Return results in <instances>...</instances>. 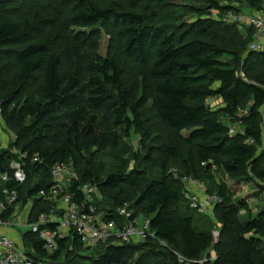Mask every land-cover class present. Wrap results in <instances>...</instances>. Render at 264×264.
Listing matches in <instances>:
<instances>
[{
  "label": "trees",
  "instance_id": "obj_1",
  "mask_svg": "<svg viewBox=\"0 0 264 264\" xmlns=\"http://www.w3.org/2000/svg\"><path fill=\"white\" fill-rule=\"evenodd\" d=\"M109 1L62 0L60 9L51 5L52 17L41 19L38 29L41 37L49 30L50 39L22 49L7 46L25 42L29 29L21 28L11 18H2L7 6L0 5V55L14 57L20 69L18 81L8 86L6 65L0 66V115L16 131L11 146L17 145L20 152L29 155L24 159V183L14 178L0 181V193L6 188L19 193L5 217L14 213L18 203L25 206L29 201V222L36 221L43 212L49 213L53 203L40 193L49 191L52 185L53 166L72 161L79 178L68 189L75 200H83L84 184H96L99 200H95V206L103 212L105 191L118 190L124 197L112 198L104 220L114 219L122 227L127 219L117 209L130 203L136 216H149L152 235L138 244L110 242L89 247L71 233L58 238V248L51 252L38 233L27 230L23 243L36 264H88L87 256L81 253L87 248L102 250L93 260L95 264H186L180 256L200 264L197 259L210 250L213 258L203 264H264V208L254 214L248 201L233 200L242 187L264 192V150L258 153L264 145V72L252 73L256 65L264 68V49L250 50L248 46L255 29L244 27L246 41H239L238 25L207 15L209 8L220 7L225 0H182L184 4L172 12H191L198 17L186 22L178 42L171 28H179V18L173 17L169 27L158 24L154 13L146 18L141 13L102 6ZM130 1L133 7L137 5L138 0ZM155 1L158 5L165 3ZM238 1L247 3L251 10L264 7V0ZM192 2H203L206 7L199 8ZM102 30L112 35L124 55L144 69V99H137L134 90L126 85L118 61L98 53ZM220 31L231 32L226 39L235 36L236 49L205 39ZM244 49L248 54L243 76L240 71ZM64 56L65 62L76 69L61 76ZM37 71L43 75L39 83L42 99L29 98L20 105L19 93L37 81L33 80ZM214 97L222 99V108L209 107L207 100ZM150 100L156 117L171 134L160 147L162 168L166 170L176 163L179 177L171 172L144 184L146 172L134 167L127 175H112L100 182L85 151L91 145L102 149L119 146L121 135L115 130L120 128H125L126 136L137 131L145 139L150 138L142 112ZM229 123L240 124L242 130L231 133ZM11 146L0 149V173L12 176L10 163L19 159V153ZM34 155L41 160L34 162ZM146 159L150 162L154 158ZM220 173L226 180L217 184L215 177ZM183 176L202 181L209 193L221 198L213 209L220 224L217 229L201 227L209 215L190 206L183 192ZM125 185H144L134 202L129 201L131 195ZM242 210L247 212L246 218ZM47 226L55 228L56 223ZM215 230L219 231L216 240Z\"/></svg>",
  "mask_w": 264,
  "mask_h": 264
},
{
  "label": "rangeland",
  "instance_id": "obj_2",
  "mask_svg": "<svg viewBox=\"0 0 264 264\" xmlns=\"http://www.w3.org/2000/svg\"><path fill=\"white\" fill-rule=\"evenodd\" d=\"M163 5H158L155 0H138L136 6H132V2L130 0H111L102 4V6H113L119 10H129L135 13H141L145 15V17H152L154 13L155 21L158 24L168 25L172 27V18H179V28L173 26L171 31L176 33L177 41L179 42L182 39V35L185 31L186 22H190L196 19L198 14H193L191 12L188 13H180L174 14V7L178 5L184 4L182 0H165ZM236 5H241L243 8H249V5L245 2H240L238 0L234 1ZM195 6L199 8H205L206 4L203 2H192ZM62 0H0V5L7 6V9L1 13L2 18H11L12 20L16 21L21 28H27L28 34L26 37L25 42H19L18 44H13L7 46V48H14V49H22L26 46L31 44L49 40V30H47L46 34L41 37V33L38 34V29H40L41 19L51 18V5L54 6L55 9L62 8L61 5ZM65 10H68L65 9ZM178 30H177V29ZM239 41H246V30L244 27H238ZM39 35V37H38ZM231 32H217L216 35L213 37L212 35L205 37V39L209 41H214L217 44L225 45L229 47V49H236L235 45V36H232L231 39H226L227 37L231 36ZM249 46V45H248ZM0 48H3V44H0ZM5 48V47H4ZM264 49V46H263ZM245 52L243 53V62L240 73L244 76L245 72L243 70L244 65L246 66V56L248 54V50L244 49ZM98 53L104 57L113 58L118 61L120 66L123 68L124 71V79L126 85L134 90L136 93L137 99H144L146 95V88H145V81H144V69L140 65H138L132 58L124 55L120 48H118L117 44L115 43L114 38L112 35L108 34L107 31L102 30V34L100 37V48ZM63 63L60 75H66L67 73H71L75 71L76 66L70 65L69 63L65 62L66 56L63 57ZM245 58V59H244ZM6 65L5 75L8 86H12L18 81L20 76V69L17 65V61L14 57L9 56H1L0 55V66ZM264 72V68L260 65H256L252 71V73L258 74ZM42 74L40 72H36L34 81L30 86L24 87L19 93L18 101L20 105L24 104V102L28 101L29 98H33L35 100L42 99L39 83L42 81ZM32 82V81H31ZM7 86V87H8ZM148 100L147 98H145ZM152 101H148V103L142 108L143 118L146 119V126L149 128L150 138L145 139V136L141 132L132 131L130 136H126L124 133L125 128L116 129L115 133L121 135V141L119 146L117 147H106V148H98L95 145L89 146V148L85 151V156L87 159L91 160L94 166V169L98 175V179L100 182H104L108 177L112 175L119 176L121 174L127 175L131 169L137 167L141 171L146 172V181H151L154 178H159L162 176H166L171 174V172H178L180 168L176 163L172 164L165 170L162 168V163L164 158L160 153V147L163 146L168 136L171 135L169 129L164 125L155 115V111L152 107ZM207 103L210 108L213 110H218L224 106V103L220 97H214L207 100ZM249 109V103L245 109L247 112ZM102 116V114H100ZM225 123H228L227 119L223 118ZM230 126L237 125V131H241L240 124L236 123H229ZM188 132V131H186ZM233 134L236 132H232ZM16 137V131L14 128L9 126L0 115V149L3 148H10L12 141ZM24 142H21V144ZM12 150L16 153H20L19 146H11ZM187 150V147L182 146V149ZM264 150V145L259 147L258 153ZM152 157L153 160L149 162L147 157ZM217 169V168H216ZM174 176V175H173ZM226 180V176L223 173L218 174L215 177V181L218 183H222ZM264 184V182H263ZM144 185L138 188H132L129 185H125L124 188L129 191L131 195V199L129 201L134 202V199L140 195L142 188ZM114 196H120L118 190L114 189H107L105 191V197L102 200L103 208V215L107 212L105 209L107 207L112 206V198ZM124 196H120L123 198ZM19 198V196H18ZM240 199H245L248 201L250 207L254 214H257L262 208H264V192L263 191H254L252 189H247L242 187L239 191L233 195V200L238 201ZM95 200H99L97 195L95 196ZM32 202L29 201L27 205L21 206V204H17L15 211H17L16 218L12 220V223H15L11 229V234L14 240H17L23 243V234L27 230H29L28 224V212L31 208ZM106 212V213H105ZM244 218L247 217V212L245 210L241 211ZM210 213V212H209ZM211 214V213H210ZM213 216V215H212ZM209 215L208 219L206 218L201 223L202 228L207 229H216L218 222L216 221L215 215L212 217ZM197 217V216H196ZM139 219H147L145 214H140L138 216ZM198 220V218H197ZM207 223V224H206ZM145 237H134L131 242L138 244L144 241ZM102 250L100 248H87L82 250V254L87 256V263L88 264H95L93 260L95 257L100 255ZM214 252L212 250L209 251V254H203L199 259H197L200 264H203L206 261H211L213 258ZM130 264H133L130 262Z\"/></svg>",
  "mask_w": 264,
  "mask_h": 264
},
{
  "label": "built area",
  "instance_id": "obj_3",
  "mask_svg": "<svg viewBox=\"0 0 264 264\" xmlns=\"http://www.w3.org/2000/svg\"><path fill=\"white\" fill-rule=\"evenodd\" d=\"M237 7L234 1L225 0L220 7L209 8L207 15L225 24L254 28L249 49L262 50L264 46V7L250 12H245ZM230 131L231 133L236 132L237 125L230 126ZM28 156L27 152H20L19 159H13L10 163L13 175L11 176L8 172L0 173V181L7 182L14 178L16 182L24 183L27 179L24 159ZM32 160L39 162L41 159L39 155H34ZM51 172L52 185L49 191L43 190L40 195L51 200L53 206L49 213H41L36 221H27L29 230L39 234L40 238L44 240V247L49 251L53 252L58 248L56 243L58 238H65L71 233H76L84 245L89 247L110 242L125 244L130 243L134 237L152 235L150 218L139 219L130 203H125L117 209L118 214L127 219L122 227H119L114 219L105 221L103 212H99L95 206V196L99 195L96 184H84L81 187L83 200H75L68 189L69 185L79 178L72 161L56 163ZM174 176L179 177L177 171L174 172ZM181 179L184 182V196L198 213L208 214L220 202L221 198L216 194L209 193L202 181L191 176H183ZM18 196L17 189L6 188L0 193V264H36L28 254L25 244L14 240L11 234L12 226L15 224L12 223V220L16 218L17 211L11 213L9 217H5L9 208L17 202ZM48 223H56L55 228L48 227ZM213 234L215 240L218 239L219 231L215 230ZM180 260L186 264H193L192 260L181 256Z\"/></svg>",
  "mask_w": 264,
  "mask_h": 264
},
{
  "label": "crops",
  "instance_id": "obj_4",
  "mask_svg": "<svg viewBox=\"0 0 264 264\" xmlns=\"http://www.w3.org/2000/svg\"><path fill=\"white\" fill-rule=\"evenodd\" d=\"M237 6L240 7V8H242V10L245 11V12H250V11H251V9H249V8H246V9H245V8L241 7V5H237ZM210 213H211V214H210ZM210 213H208L207 215H211V216H212V215H213V216L215 215V214H214V210H212ZM213 216H212V217H213ZM214 218H215V217H214ZM218 225H220V224L218 223ZM218 225H217V226H218ZM217 228H218V227H217ZM217 228H216V229H217Z\"/></svg>",
  "mask_w": 264,
  "mask_h": 264
}]
</instances>
